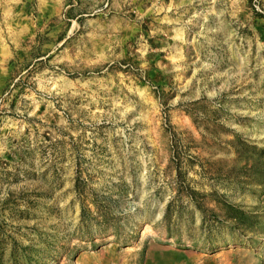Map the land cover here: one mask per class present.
I'll list each match as a JSON object with an SVG mask.
<instances>
[{"label":"rangeland","instance_id":"rangeland-1","mask_svg":"<svg viewBox=\"0 0 264 264\" xmlns=\"http://www.w3.org/2000/svg\"><path fill=\"white\" fill-rule=\"evenodd\" d=\"M0 264H264V0H0Z\"/></svg>","mask_w":264,"mask_h":264}]
</instances>
